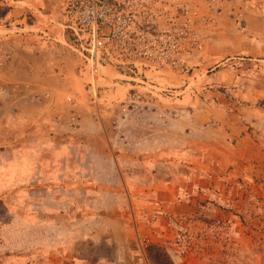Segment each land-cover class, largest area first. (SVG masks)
Listing matches in <instances>:
<instances>
[{
	"label": "rangeland",
	"instance_id": "obj_1",
	"mask_svg": "<svg viewBox=\"0 0 264 264\" xmlns=\"http://www.w3.org/2000/svg\"><path fill=\"white\" fill-rule=\"evenodd\" d=\"M172 1L184 67L132 81L0 0V264H264V0Z\"/></svg>",
	"mask_w": 264,
	"mask_h": 264
},
{
	"label": "built area",
	"instance_id": "obj_2",
	"mask_svg": "<svg viewBox=\"0 0 264 264\" xmlns=\"http://www.w3.org/2000/svg\"><path fill=\"white\" fill-rule=\"evenodd\" d=\"M65 7L70 46L94 76L111 69L135 81L146 71L184 67L189 18L172 0H66Z\"/></svg>",
	"mask_w": 264,
	"mask_h": 264
},
{
	"label": "trees",
	"instance_id": "obj_3",
	"mask_svg": "<svg viewBox=\"0 0 264 264\" xmlns=\"http://www.w3.org/2000/svg\"><path fill=\"white\" fill-rule=\"evenodd\" d=\"M154 248V252H151L150 250L147 252L149 260L153 264H172L171 260L169 259V256L164 248L161 246H151Z\"/></svg>",
	"mask_w": 264,
	"mask_h": 264
}]
</instances>
